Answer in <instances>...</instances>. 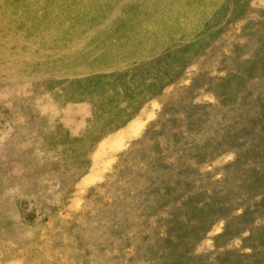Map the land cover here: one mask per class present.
Listing matches in <instances>:
<instances>
[{
  "label": "rangeland",
  "instance_id": "rangeland-1",
  "mask_svg": "<svg viewBox=\"0 0 264 264\" xmlns=\"http://www.w3.org/2000/svg\"><path fill=\"white\" fill-rule=\"evenodd\" d=\"M0 264H264V0H0Z\"/></svg>",
  "mask_w": 264,
  "mask_h": 264
},
{
  "label": "bare ground",
  "instance_id": "bare-ground-1",
  "mask_svg": "<svg viewBox=\"0 0 264 264\" xmlns=\"http://www.w3.org/2000/svg\"><path fill=\"white\" fill-rule=\"evenodd\" d=\"M130 136V135H129Z\"/></svg>",
  "mask_w": 264,
  "mask_h": 264
}]
</instances>
